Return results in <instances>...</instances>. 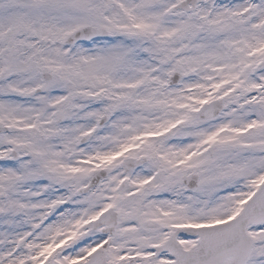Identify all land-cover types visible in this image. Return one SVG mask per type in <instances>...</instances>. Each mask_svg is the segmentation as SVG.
I'll return each instance as SVG.
<instances>
[{
  "label": "snow or ice",
  "instance_id": "6c2138e0",
  "mask_svg": "<svg viewBox=\"0 0 264 264\" xmlns=\"http://www.w3.org/2000/svg\"><path fill=\"white\" fill-rule=\"evenodd\" d=\"M0 264H264V0H0Z\"/></svg>",
  "mask_w": 264,
  "mask_h": 264
}]
</instances>
